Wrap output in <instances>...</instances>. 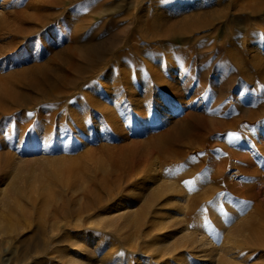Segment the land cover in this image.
Instances as JSON below:
<instances>
[{
	"label": "rangeland",
	"instance_id": "obj_1",
	"mask_svg": "<svg viewBox=\"0 0 264 264\" xmlns=\"http://www.w3.org/2000/svg\"><path fill=\"white\" fill-rule=\"evenodd\" d=\"M28 40L32 51L18 55ZM175 93L178 113L167 120L161 111ZM145 120L153 125L140 130ZM232 120L236 128L226 130ZM47 135L64 145L45 159L32 145ZM226 138L240 147L235 164L211 149ZM263 141L264 0H0V264H14L13 246L25 251L27 222L41 215L75 236L60 248L90 245L116 252L119 264H158L153 251L126 245L118 234L126 227L111 221L114 200L151 165L160 181L181 176L198 188L230 162L224 180L237 189L234 167L253 158L245 182L254 197L242 204L231 195L228 204L231 226L260 224L264 159L259 165L251 146ZM13 181L19 192L9 197ZM39 232L33 242L46 238ZM174 240L163 257L173 256ZM255 258L246 263L264 264Z\"/></svg>",
	"mask_w": 264,
	"mask_h": 264
},
{
	"label": "bare ground",
	"instance_id": "obj_2",
	"mask_svg": "<svg viewBox=\"0 0 264 264\" xmlns=\"http://www.w3.org/2000/svg\"><path fill=\"white\" fill-rule=\"evenodd\" d=\"M52 37V33L44 36L42 44L45 45L49 43ZM32 49L33 42L28 40L25 46L18 52V55L27 54L32 51ZM172 95L173 100L167 104L169 108H163L161 111V116L167 120H173L174 116L178 113L177 108L173 105L177 103L180 96L176 93ZM94 104L98 105V100L94 101ZM183 104H186V102L184 101ZM235 122L238 123L236 120ZM235 122L232 120L226 123V130L236 128ZM152 125V120H145L141 122L139 129H146ZM219 132L221 133V131ZM21 138L20 141L24 139L23 134ZM31 138H33L32 140L34 141L37 139L35 131ZM41 138L42 140L40 142L32 145L33 149L41 151L42 154L40 153V158H48L45 154L50 148L53 147V150L51 149L52 151L59 152L64 145V142L61 141V137L54 138L51 135H47ZM223 144L224 146L220 144V146L211 148L215 155L214 157H217L216 154L218 153H224L227 158L231 157L230 162L232 159V161L234 160L233 164H235L237 159L235 160L234 158L241 153L240 147L236 148L233 146L232 140L228 138L224 139ZM251 150L254 158H257V163L262 165L264 159V143L259 147L252 145ZM252 159L247 160L244 157L242 159V163H244L241 166H239V164L237 167H234L236 172L233 173H238L241 178L240 187L237 189L229 186L224 180L223 170L228 168L227 166L230 162L220 163L208 178H205L206 176L203 177L202 183L207 179L211 181L212 184L206 186L202 191L199 189L203 186L200 182L198 188H196L195 183L192 181L189 182V184L187 183L188 189L185 188L181 176L171 177L172 180H170V178L168 179L169 181H160V175L155 174L157 173L155 171H153L155 173L152 172L151 165L150 168L146 169V172L138 176L137 180L135 179L136 181L131 186L132 193L125 194L114 200L115 203L113 207L115 211L119 212L111 216V221L117 223L116 230L120 229L118 227H126L125 231L118 233L119 235H123L127 243L126 245H128V243L131 244H129V246H133L134 244L136 246L140 245L143 251H153V255H155L154 261H159L158 264H247L246 262L249 259L257 258V256L260 257L262 259L260 260L263 262L264 255H258L259 247L264 248V229H262L263 217V221L262 219L260 220L261 225L258 224L259 222L255 225L256 218L254 217L255 222L253 220V222H251L255 224L251 223L252 227H246L244 225L246 227L244 228L243 224H245V221H242L244 219L239 220L241 222L235 221V223L238 222L240 224L244 222L241 224V227H238L239 225H237V227L231 226V224L234 223V219H236L233 218L234 202L232 203L233 205H231V203L230 205L228 204L231 200L229 198L231 195L235 198V203L239 200V203L242 202V204L247 202V199V203H249V199L254 197L251 194V185H253V182L250 185V189L249 185L245 182V167L247 164L251 163ZM233 173L229 175L230 178L234 176ZM192 174L194 175V173ZM197 177L193 178L197 179ZM78 183L76 184L77 186ZM68 185L70 186L72 183ZM68 185H66V187ZM73 185L74 186L71 187L68 186L69 190L72 192L77 188L75 183H73ZM16 187L17 185L15 181H13L8 191L9 197H14L18 194L17 192L19 191ZM185 189H187V192H185ZM231 189L236 192V194L233 195L230 193ZM250 190L251 192H249ZM248 193L250 194L247 195ZM42 202L44 206L49 205L48 200L44 199ZM122 204H127L129 207L127 206L125 210V207L120 206ZM239 205L242 207L241 204ZM228 213H231L230 215L233 219H220L222 214L225 215ZM259 213L260 212H258V214ZM256 217H258L257 214ZM51 218H53V220L46 215H41L27 222L26 228H28L29 233L31 232V236L29 237V242L24 248L25 251L23 250V253L20 252V254H17V247L13 246L12 253L14 255V264H119L114 258L116 252H111V255L104 254V256L103 254L101 255L99 249L92 248L90 245L82 246L72 251H70L71 248H60L62 247L61 245L68 247L69 241H75V236L67 233V228L63 230L66 223L61 222L59 220L60 218ZM112 224L111 222V225ZM106 225L110 226V224ZM38 230L42 231L44 235L47 234L46 238L41 242H33L36 240H33L32 235L33 233L39 234L40 232ZM10 231L13 232L14 229ZM42 232L41 235H43ZM171 239H175L174 241L177 242V246H175V248L173 247V249H175L172 251L174 252L173 256L167 259L163 257L165 254L162 252L167 253L169 251L168 249H166V251L168 250L167 252L163 250L164 245ZM67 255L69 256L67 257Z\"/></svg>",
	"mask_w": 264,
	"mask_h": 264
}]
</instances>
